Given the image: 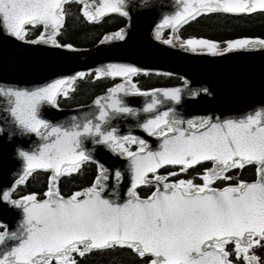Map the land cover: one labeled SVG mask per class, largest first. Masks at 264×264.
<instances>
[{
	"label": "snow or ice",
	"instance_id": "obj_1",
	"mask_svg": "<svg viewBox=\"0 0 264 264\" xmlns=\"http://www.w3.org/2000/svg\"><path fill=\"white\" fill-rule=\"evenodd\" d=\"M66 2L0 0V40L74 51L71 43L59 40ZM76 2L83 5L80 12L89 22L106 13L129 15L125 0ZM257 11L264 12V0H176V10L163 15L154 38L165 45L175 40L193 53L264 52L260 37H237L220 47L209 39L161 34L164 28L175 32L201 15ZM125 35L121 28L102 42L124 40ZM141 71L123 63L97 68L94 78L121 77L122 82L95 97L94 113L72 116L67 123L44 118L41 107L59 109L57 97H68L72 82L85 72L32 88L0 85V139L10 144L16 137L37 138L28 147L12 146L22 166L10 186L0 188V264H80L86 254L116 248L127 250L140 264H262L255 250L264 248V105L235 116L183 119L174 108L160 111L159 106L165 101L179 106L185 96L194 101L206 98L212 95L209 89L189 87L181 77L182 87L142 91L132 82ZM121 94L149 99L137 109L127 106ZM138 112L146 116L137 126L157 138L155 149L145 139L121 135L110 125L114 116L135 117ZM85 141L127 161L129 186L122 198V170L95 160V149L86 148ZM85 162L95 164L91 184L61 194L60 178L76 173ZM246 167L255 172L250 181L238 178ZM37 169L51 173L42 198L36 192L13 197ZM190 171L193 175L185 178ZM110 181L112 195L105 196ZM140 186L151 190L142 197ZM10 213H15L14 226L7 223Z\"/></svg>",
	"mask_w": 264,
	"mask_h": 264
},
{
	"label": "water",
	"instance_id": "obj_2",
	"mask_svg": "<svg viewBox=\"0 0 264 264\" xmlns=\"http://www.w3.org/2000/svg\"><path fill=\"white\" fill-rule=\"evenodd\" d=\"M78 4H80V8L83 6L81 3ZM125 8L129 14L128 17L119 13H106L97 21H93L96 23L113 15L123 18L125 24L119 29H125L124 40L115 39L102 42L106 35H111L119 29L106 32L92 46H74V51L53 49L50 45H25L18 41L13 44L0 40V85L32 88L50 83L52 80L63 76L74 75L76 71H83L85 75L94 72L95 75L97 68H103L109 63H123L144 70L139 73L140 75L152 73L177 77L180 80V83L176 85L152 89L182 87L183 80L181 77L189 81V87H207L212 95L206 98H197L194 101L185 96L179 106L170 101H165L159 106L160 111L167 107L174 108L176 114L183 119L205 115L235 116L264 105V52H230L223 55H212L207 52L193 53L187 51L185 48H181L179 42L175 40L172 44L165 45L154 38L155 28L163 15L171 14L176 10V0H125ZM184 25L186 24L180 25L175 32L171 28H164L163 30H169L173 35H179L178 31ZM101 77L116 80L109 87L121 83L123 79L121 77ZM134 77H132L133 83H135ZM105 93L106 91L97 96H102ZM59 97L64 96L59 95L57 100ZM95 97L88 103L73 107L59 106V109L44 104L41 107V114L53 123H67L70 122L72 116L79 119L85 113H94L96 109L92 101ZM122 98L127 106L137 109H141L144 102L149 99V97L138 94L122 95ZM2 107L3 105L0 103V109ZM2 116L3 112L0 111V117ZM145 116L146 114L143 112H138L135 117L120 114L111 119L110 125L115 127L121 135L131 133L145 139L149 146L155 149L158 145L157 138L149 137L137 126L143 122ZM2 124L3 120H0V125ZM35 140L37 138L34 136L16 137L9 144L0 139V188L9 187L14 175L22 166L19 158L13 155L12 146L28 147ZM85 147L94 148V159L106 167L122 170L124 179L118 187V193L122 198L129 186L127 161L103 147L93 146L90 141H85ZM36 171L46 172L48 176L51 175L50 172L40 169L33 172ZM142 187L147 186H140L139 188ZM104 195H112L111 181L109 187L105 189ZM14 217L15 213H10L7 217V223L10 226H14Z\"/></svg>",
	"mask_w": 264,
	"mask_h": 264
},
{
	"label": "trees",
	"instance_id": "obj_3",
	"mask_svg": "<svg viewBox=\"0 0 264 264\" xmlns=\"http://www.w3.org/2000/svg\"><path fill=\"white\" fill-rule=\"evenodd\" d=\"M65 22L59 33V40L64 43H71L73 46L88 47L95 44L103 34L115 31L124 26L125 20L119 16H108L93 23L84 19L80 13V4L70 0L64 5ZM166 31L162 32V36ZM182 38H204L217 41L220 47L223 42L237 37H260L264 38V12H256L250 15L230 16L226 14L201 15L190 21L179 29ZM94 73L86 74L83 78L77 79L71 85L68 97H59L57 102L60 107H73L88 103L95 96L102 94L111 86L115 80L99 77L94 78ZM140 89L147 90L156 87L171 86L180 83L179 78L149 73L138 74L135 78ZM206 167L209 164L205 165ZM163 170H161L162 172ZM95 165L90 162L83 163L81 168L73 174L60 178L58 187L63 195H70L71 192L84 188L91 184L95 178ZM234 179L237 172L231 173ZM193 175V172L185 174V178ZM255 177L254 169L246 167L239 170L238 178L252 180ZM48 174L46 172H33L27 181L18 186L12 193L14 197L30 192H36L38 198L47 187ZM180 178V177H177ZM200 182V181H196ZM216 186H223L217 182ZM149 187L138 189L142 197L150 192ZM258 249V248H257ZM80 264H140L138 259L127 251L119 248L104 251H93L80 258Z\"/></svg>",
	"mask_w": 264,
	"mask_h": 264
},
{
	"label": "rangeland",
	"instance_id": "obj_4",
	"mask_svg": "<svg viewBox=\"0 0 264 264\" xmlns=\"http://www.w3.org/2000/svg\"><path fill=\"white\" fill-rule=\"evenodd\" d=\"M161 34H162V33H161ZM169 34H170V32L167 31V32H166V35H165L164 38H167ZM163 36H164V35H163ZM180 38H181V37H180ZM181 40H182V38H181ZM134 82H135V80H134ZM135 83H136V82H135ZM255 254H256L258 257L261 258V262H262V264H264V248H258V249H256V250H255Z\"/></svg>",
	"mask_w": 264,
	"mask_h": 264
}]
</instances>
